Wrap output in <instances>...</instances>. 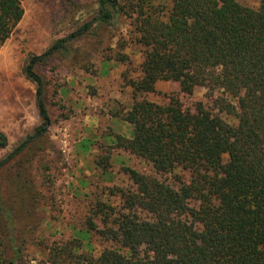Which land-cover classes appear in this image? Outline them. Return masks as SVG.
Segmentation results:
<instances>
[{"label":"trees","instance_id":"16d2710c","mask_svg":"<svg viewBox=\"0 0 264 264\" xmlns=\"http://www.w3.org/2000/svg\"><path fill=\"white\" fill-rule=\"evenodd\" d=\"M22 1L0 0V47L22 18ZM162 8L152 0H98L95 13L67 36L26 55L22 72L35 85L40 122L0 158V171L51 124L46 81L36 66L58 51L67 54V41L111 24L121 13L134 14L144 52L140 77L130 82L133 101L122 116L133 134L116 140L157 173L180 167L190 177L173 188L130 169L138 192L127 193L126 206L147 211L152 221L120 214L110 234L125 253L108 248L67 264H264V0L257 8L237 0H171ZM158 80L177 82L185 94L206 87L215 112L202 103L193 112L184 110L174 97L166 104L143 97ZM7 144L0 130V148ZM2 202L0 193V220L12 231L11 206ZM2 242L0 234V264H17L15 256L6 263ZM9 242L17 255L11 234ZM71 249L52 251L50 262L71 256Z\"/></svg>","mask_w":264,"mask_h":264},{"label":"rangeland","instance_id":"374dc122","mask_svg":"<svg viewBox=\"0 0 264 264\" xmlns=\"http://www.w3.org/2000/svg\"><path fill=\"white\" fill-rule=\"evenodd\" d=\"M97 1L21 2L22 18L0 47V130L8 139L7 146L0 148V158L40 122L35 85L22 72L26 55L40 54L55 40L67 36L95 13ZM237 1L252 8L260 2ZM152 2L162 5L164 11L171 6V0ZM134 16L121 13L111 24H101L67 41V54L58 51L36 66L46 81L51 124L44 137L29 144L0 171L1 204L11 206L13 218L12 231L0 220L6 263L15 256L17 264H52L51 252L63 246L72 248L71 256L60 254L54 264H67L69 258L77 259L79 254L95 258L108 248L125 253L119 238L110 234L115 219L120 214L143 222L153 219L140 207L126 206L127 193L138 192L128 171L164 180L173 188L188 182L187 170L178 167L171 173H157L151 163L116 140L119 135L131 138L133 134L132 126L129 128L122 116L133 101L130 82L140 77L144 52L136 39ZM84 73L90 75L85 92L95 103L84 100L78 85H73ZM209 94L204 86L185 94L177 82L158 80L154 90L143 97L158 104L174 97L184 110L193 112L202 103L215 112ZM111 116L115 118L111 120ZM113 123H118L119 133L113 131ZM10 234L19 248L17 255L9 245Z\"/></svg>","mask_w":264,"mask_h":264},{"label":"crops","instance_id":"0c3cea01","mask_svg":"<svg viewBox=\"0 0 264 264\" xmlns=\"http://www.w3.org/2000/svg\"><path fill=\"white\" fill-rule=\"evenodd\" d=\"M89 74H87V73H84L83 74V78H81L79 75H78V80H76V82L73 84L74 86H76V84L78 85V87H79V91H80V94H81V96H82V98L84 99V100H87V101H92V102H94L95 103V101H94V99L93 100H91V97L88 95V94H86V92H85V90H87V88L85 87V85H86V83H88L87 82V80H88V78H89ZM73 77V76H72ZM68 80H70V79H68ZM73 81V79H71V81H69L70 83ZM77 81H79L80 83H77ZM85 96V97H84ZM89 102H87V103H89ZM89 114V113H88ZM88 116V115H87ZM113 118H115V117H110V119L111 120H113ZM124 122V121H123ZM126 124H128V125H130L128 122H126ZM114 128H113V131H116L117 133H119L120 131H119V126H118V123H113V124H111ZM131 127V125L129 126V128ZM129 138H130V135H127Z\"/></svg>","mask_w":264,"mask_h":264}]
</instances>
